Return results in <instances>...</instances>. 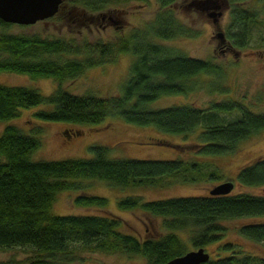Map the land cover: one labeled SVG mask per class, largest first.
Wrapping results in <instances>:
<instances>
[{"label": "trees", "instance_id": "obj_1", "mask_svg": "<svg viewBox=\"0 0 264 264\" xmlns=\"http://www.w3.org/2000/svg\"><path fill=\"white\" fill-rule=\"evenodd\" d=\"M120 1L74 0L90 12ZM158 2L160 10L149 24L114 41H84L78 45L60 37L0 32V72L58 82L46 95L27 86L0 83V119L15 118L23 108L48 104L52 107L36 111L35 118L96 124L107 117H120L128 123L153 125L159 131L183 136L201 128L196 144L198 151L206 154L232 153L241 140L264 130V112H256L239 100L214 101L206 109L190 103L150 106L161 96L192 90L190 80L199 74L219 77L222 73L211 61L188 56L166 44L165 41L190 31L170 7L175 0ZM226 2V38L241 49L248 44L252 27L264 25V0ZM0 25L11 24L0 20ZM261 43L264 48V38ZM124 51H131L135 58L119 94H75L61 86L62 80L77 76L87 67L113 62ZM65 54L74 56L64 58ZM225 112L234 116L223 119L219 113ZM32 132L40 134L42 127L35 126ZM34 134L13 124L5 125L0 132V250L28 246L35 253L0 264H74L82 258L80 250L140 254L148 263L159 264L188 250L177 230L188 232L190 245L195 249L219 240L225 232L224 220L264 215V195L228 193L143 200L140 195L129 194L119 198V208L160 216L162 227L167 229L157 238H140L119 230L120 219L113 215L54 214L52 206L59 191L82 187L70 179L97 177L121 189L154 183V179L162 177L193 180L195 164L180 158H113L108 147L98 144L89 146L91 158L33 160L32 152L41 144L40 137ZM211 174L214 176V172ZM237 177L244 184H264V155L242 167ZM73 202L77 206L105 207L107 199L79 193ZM238 232L252 240H264V222L243 224ZM222 249L225 255L210 257L202 264H264L263 258L232 243H225Z\"/></svg>", "mask_w": 264, "mask_h": 264}, {"label": "rangeland", "instance_id": "obj_2", "mask_svg": "<svg viewBox=\"0 0 264 264\" xmlns=\"http://www.w3.org/2000/svg\"><path fill=\"white\" fill-rule=\"evenodd\" d=\"M194 0H175L170 6L179 20L188 27L185 35L165 41L188 56L206 59L221 68V75L199 74L190 80L193 89L185 94L164 95L150 106L161 108L173 104L190 103L202 109L219 100H239L256 112H264V25L251 29L248 44L239 49L226 38L229 8L226 0H218L222 12L216 21L208 15V9L189 6ZM197 1V0H196ZM160 10L158 0H121L118 5H109L101 11L90 12L76 5L74 0H64L52 17L29 25H0V32L12 34H37L41 37H60L74 44L99 40L114 41L119 36L128 35L135 28H144ZM223 33L221 38L217 33ZM163 42V41H162ZM65 54L64 58L72 57ZM84 56V55H83ZM135 56L131 51L117 54L113 62L87 67L77 76L62 80L61 86L75 94L113 96L121 92L129 76L130 65ZM0 83L23 85L46 95L51 93L58 82L52 78H32L23 73L0 72ZM213 85V87H212ZM219 88V89H215ZM39 104L21 109L19 115L11 119H0V132L8 124L19 126L25 133L34 134L32 128L41 126V144L32 152L33 160H59L65 158H91L89 146L103 145L109 148L113 158L144 160H168L180 158L194 163L193 180L157 178L152 182L125 188H116L97 177L70 179L82 184L75 190L59 191L52 206L54 214H85L116 216L120 219L119 230L140 238H157L167 232L162 227L160 216L144 213L138 209H121L118 200L129 194L140 195L143 200H159L175 196H206L215 185L231 181L230 193L264 195V184L249 185L239 182V170L264 155V130L241 140L234 152L206 154L198 151L197 133L183 136L177 133L159 131L153 125L125 122L120 117H107L96 124L68 121H44L35 118V112L51 108ZM223 119H230L234 113H219ZM214 172V176L211 174ZM79 193L104 196L105 207L77 206L73 198ZM264 222V215L238 217L222 221L225 232L222 237L204 249L211 258L225 255L222 245L232 243L247 253L264 259V240L256 241L241 235L238 227L246 223ZM185 242L186 249H194L186 230L176 231ZM28 246H15L0 250V261L22 260L34 255ZM82 256L74 264H147L140 254L128 255L122 252L83 250Z\"/></svg>", "mask_w": 264, "mask_h": 264}, {"label": "water", "instance_id": "obj_3", "mask_svg": "<svg viewBox=\"0 0 264 264\" xmlns=\"http://www.w3.org/2000/svg\"><path fill=\"white\" fill-rule=\"evenodd\" d=\"M64 0H0V20L10 24L29 25L40 20L52 17L59 10ZM195 6L198 9H208V15L216 21L221 11L218 0H194L189 3V6ZM217 35L224 37L223 33ZM233 188L231 181H224L209 190L212 195H226ZM210 255L204 247H198L185 251L167 262L159 264H202L208 261ZM155 264V263H147Z\"/></svg>", "mask_w": 264, "mask_h": 264}, {"label": "flooded vegetation", "instance_id": "obj_4", "mask_svg": "<svg viewBox=\"0 0 264 264\" xmlns=\"http://www.w3.org/2000/svg\"><path fill=\"white\" fill-rule=\"evenodd\" d=\"M221 4H222V3H220V7H221ZM207 13H209V11H207Z\"/></svg>", "mask_w": 264, "mask_h": 264}]
</instances>
